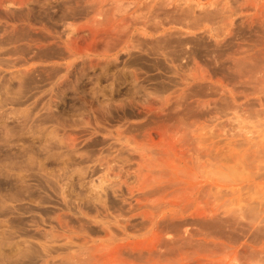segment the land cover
Segmentation results:
<instances>
[{"label": "rangeland", "instance_id": "obj_1", "mask_svg": "<svg viewBox=\"0 0 264 264\" xmlns=\"http://www.w3.org/2000/svg\"><path fill=\"white\" fill-rule=\"evenodd\" d=\"M20 176L52 238L0 264H264V0H0Z\"/></svg>", "mask_w": 264, "mask_h": 264}, {"label": "bare ground", "instance_id": "obj_2", "mask_svg": "<svg viewBox=\"0 0 264 264\" xmlns=\"http://www.w3.org/2000/svg\"><path fill=\"white\" fill-rule=\"evenodd\" d=\"M255 138V137H254ZM250 143V142H249ZM262 168V167H261ZM25 176H23L21 178L17 180L15 179L16 181V184H14L15 182H12V183H4V181H0V190L1 193H0V217H2L3 215H8V214H12V209L11 205H7V201L2 199L1 196L5 199H9L11 201H18L20 200L19 198H22V197H25L30 199V200H38L39 202H47L46 198H44L43 196H41L39 194L38 191L34 190L32 187L28 186L27 185V180L26 179H23ZM48 179V178H47ZM26 180V181H25ZM26 182V183H25ZM50 182V181H48ZM51 183V182H50ZM53 186V185H52ZM44 188V186H42ZM54 187V186H53ZM250 192V191H249ZM27 193V195H26ZM246 194V193H245ZM255 194V193H254ZM46 197V196H45ZM246 198V197H245ZM8 200V201H9ZM243 201V200H242ZM10 202V201H9ZM50 202V201H49ZM246 202V201H245ZM247 203V202H246ZM245 203V205H246ZM256 203V202H255ZM30 204V203H29ZM225 205H228V204H225ZM248 205V204H247ZM15 206V205H14ZM242 206V205H241ZM239 206V207H241ZM244 206V204H243ZM242 206V207H243ZM252 206V205H251ZM18 206H16L15 208L17 209ZM31 207V206H30ZM231 207V206H230ZM229 207V208H230ZM245 207V206H244ZM253 207V206H252ZM18 209L23 212L24 214L29 212L30 211V208H27L24 206V208L21 206V207H18ZM242 209V208H241ZM249 209V207H248ZM254 209V208H252ZM251 209V210H252ZM256 209V208H255ZM46 210V209H45ZM48 210V209H47ZM237 210V209H236ZM262 210V209H261ZM235 212V211H234ZM248 212V211H247ZM260 212V211H259ZM22 213V214H23ZM46 213V212H45ZM252 213V212H250ZM249 213V214H250ZM18 215H21L20 212L18 213ZM60 215V214H59ZM239 216V215H238ZM243 216V215H242ZM8 217V216H7ZM59 217V216H58ZM62 217V216H61ZM254 217V215H253ZM259 217V216H258ZM240 218V217H239ZM238 218V219H239ZM249 218V216H248ZM257 218V217H256ZM10 219V218H9ZM13 219V220H12ZM9 220V222L11 223L8 224L10 225L9 226V229L13 228V231L12 230H9L8 228L6 229L5 226H3L2 223L3 221H0V228L3 226L4 228L0 229V257H10L11 256H17L19 260V258H21L23 260L24 257H26L27 254H30V252L34 251V253L36 252H39V247L34 244L30 239H35V238H39V237H43V238H52V236L48 235V233H41L40 231H37V230H31L28 228V219H26L25 217L23 216H17L16 218H12ZM63 219V218H61ZM228 219V218H227ZM241 219V218H240ZM262 219V218H261ZM242 220V219H241ZM251 220V219H250ZM7 221V220H6ZM253 221V220H252ZM8 222V221H7ZM35 222L34 224L37 225L36 221H33ZM245 222V221H244ZM235 223V222H234ZM5 225H6V222H5ZM255 226V225H254ZM8 227V226H7ZM11 227V228H10ZM2 230V231H1ZM240 231V229H238ZM258 230V229H257ZM53 231V230H52ZM245 231V230H244ZM54 232V231H53ZM59 234V233H58ZM55 236V235H54ZM19 237H24V242H17V241H13L15 238H19ZM236 237V236H234ZM262 237V236H261ZM22 239V238H21ZM20 240V239H18ZM51 240V239H50ZM53 240H55L53 238ZM251 240V239H250ZM23 241V239H22ZM257 243V242H256ZM44 247V246H43ZM47 248V247H46ZM50 250V249H49ZM33 253V252H32ZM33 253V254H34ZM41 252H39V254H36V255H40ZM42 254V253H41ZM247 254V253H246ZM35 255V256H36ZM250 255V254H249ZM248 255V256H249ZM256 255V254H255ZM33 256V255H32ZM259 256V254H258ZM30 257V256H28ZM237 259L239 256H236ZM245 257V256H244ZM5 258L3 260H5ZM33 258V257H32ZM31 258V259H32ZM30 259V258H29ZM34 259V258H33ZM234 259V258H233ZM232 259V260H233ZM250 259V258H248ZM9 260L11 261V259L9 258ZM22 260L20 261L22 263ZM236 260V259H235ZM243 260V259H242ZM263 260V258H262ZM34 261V260H33ZM249 261V260H248ZM252 261V259H251ZM259 261V259H258ZM264 261V260H263ZM1 262V261H0ZM4 262V261H3ZM13 262V261H12ZM38 262V261H37ZM36 262V263H37ZM240 262V261H239ZM8 263H10L8 261ZM245 263V262H244ZM264 263V262H263ZM3 264V263H2ZM12 264V263H11Z\"/></svg>", "mask_w": 264, "mask_h": 264}]
</instances>
